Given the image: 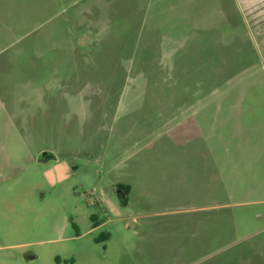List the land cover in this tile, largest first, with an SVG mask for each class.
<instances>
[{
  "label": "rangeland",
  "instance_id": "obj_1",
  "mask_svg": "<svg viewBox=\"0 0 264 264\" xmlns=\"http://www.w3.org/2000/svg\"><path fill=\"white\" fill-rule=\"evenodd\" d=\"M107 1L0 0V264H264V7L228 0L199 29L159 24L183 33L187 70L174 72L157 66L156 42L168 40L148 39L155 24ZM173 93L221 108L219 196L181 166H154L201 141L160 126ZM50 153L68 176L48 179ZM144 161L110 212L100 192ZM148 176L160 198L138 193Z\"/></svg>",
  "mask_w": 264,
  "mask_h": 264
},
{
  "label": "crops",
  "instance_id": "obj_2",
  "mask_svg": "<svg viewBox=\"0 0 264 264\" xmlns=\"http://www.w3.org/2000/svg\"><path fill=\"white\" fill-rule=\"evenodd\" d=\"M239 1L243 3L245 7L255 9L264 7V0ZM212 3L226 7V5H228V0H109L107 1V6L136 8V11L138 10V13L142 17L138 22L155 24L150 28L151 30L147 34L149 37L148 39L156 38V40H158L159 38H164L168 40L167 44H165L166 42L161 44L159 40L156 42L157 56H160L156 60L157 66L159 67L165 64L174 72L175 69L183 72L186 71L187 68L184 60L179 58V46L175 39L177 37L179 38V34L183 33H178L176 28L164 32L160 29L159 24H191V27H186L188 30L191 29L193 31L196 28L199 29L201 23L209 21V8ZM257 9L256 12L258 11ZM133 21L135 20L129 19L128 22ZM161 102L171 104L174 109L166 114L165 117H167V120L164 119V121L160 123V126L163 127L164 130L169 131L168 133L172 132V136L174 137L184 139L183 136H185V138L189 140L199 138L201 141L189 142L187 145H182L181 156H183V158L181 160L171 159L172 161L168 162L170 159H167L164 160V162H155L156 165L154 166L157 168V171L160 172L161 167L171 166L166 172L164 171L165 174H171L173 170L170 168L176 167L177 165L181 166L184 168L182 173H186L189 176H201L203 178V191L206 196H219L223 192L221 183L225 177L226 162L223 152V134L221 133L220 127L215 124L216 121L214 122L215 125H212V115L215 113L218 114L221 108L219 106L210 107L209 103L211 102L207 97L187 96L174 93L165 95L164 98L161 99ZM136 126L139 127V132L147 131L145 123H137ZM212 136L214 142H211ZM49 158L53 159L52 165L48 167L46 171L49 174V180L53 178L55 180H60L70 174L71 165L64 157L59 158L53 153H50L46 159ZM150 164L151 163L144 161L135 162L133 165H127L124 171L121 172L122 175H120L118 179L112 181V184L115 185L116 188L115 193L114 190L106 191L107 193L100 192L99 200L102 205L110 212H118L120 209L119 204L125 205L127 199L132 193L134 194V183L128 181V177L136 179L135 174L138 173L136 169L139 168L140 170L146 171V168H148ZM149 177L150 176L146 178L142 177V179L140 178V182L142 181L140 184L136 181L138 184V193L141 194L143 191H149L150 193L154 192L151 198H160L161 195H159L158 192L161 190L159 191L155 188V190L152 191L151 185L146 181ZM213 183L215 185L212 186ZM111 188L113 189V187ZM35 257V254H31L28 258Z\"/></svg>",
  "mask_w": 264,
  "mask_h": 264
},
{
  "label": "water",
  "instance_id": "obj_3",
  "mask_svg": "<svg viewBox=\"0 0 264 264\" xmlns=\"http://www.w3.org/2000/svg\"><path fill=\"white\" fill-rule=\"evenodd\" d=\"M46 156V153L41 154V158H44Z\"/></svg>",
  "mask_w": 264,
  "mask_h": 264
}]
</instances>
